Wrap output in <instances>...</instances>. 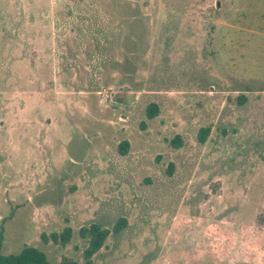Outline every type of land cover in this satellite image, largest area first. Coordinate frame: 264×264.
<instances>
[{
    "label": "rangeland",
    "instance_id": "374dc122",
    "mask_svg": "<svg viewBox=\"0 0 264 264\" xmlns=\"http://www.w3.org/2000/svg\"><path fill=\"white\" fill-rule=\"evenodd\" d=\"M121 219L87 262L80 230ZM0 239L52 264H264V0H0Z\"/></svg>",
    "mask_w": 264,
    "mask_h": 264
},
{
    "label": "trees",
    "instance_id": "16d2710c",
    "mask_svg": "<svg viewBox=\"0 0 264 264\" xmlns=\"http://www.w3.org/2000/svg\"><path fill=\"white\" fill-rule=\"evenodd\" d=\"M240 103L243 104L246 101L245 97H241ZM159 113L158 106L156 104H151L147 109V115L149 119H154ZM209 135V129H203L200 133V141L205 143ZM183 142L181 137H177L172 140V145L176 148L182 146ZM129 142L125 141L120 145L119 151L122 155H126L129 152ZM126 227V220L121 219L113 228L110 230L108 228H103L97 223H93L88 227H83L80 230V236L88 240V247L84 251V257L87 262H91L92 258L102 249L106 243L108 237L112 232L119 233ZM73 237V230L71 228H66L60 234H53L52 240L54 243L65 247ZM0 264H52L48 256L36 247L27 246L18 254H3L2 253V240L0 239ZM61 264H80L78 261L70 258L64 257Z\"/></svg>",
    "mask_w": 264,
    "mask_h": 264
}]
</instances>
